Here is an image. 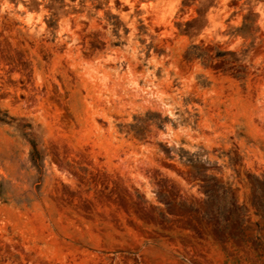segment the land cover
Instances as JSON below:
<instances>
[{"label": "rangeland", "instance_id": "374dc122", "mask_svg": "<svg viewBox=\"0 0 264 264\" xmlns=\"http://www.w3.org/2000/svg\"><path fill=\"white\" fill-rule=\"evenodd\" d=\"M0 264H264V0H0Z\"/></svg>", "mask_w": 264, "mask_h": 264}]
</instances>
